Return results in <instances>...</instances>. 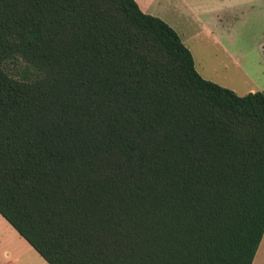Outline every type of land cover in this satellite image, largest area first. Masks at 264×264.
<instances>
[{
    "label": "trees",
    "instance_id": "obj_1",
    "mask_svg": "<svg viewBox=\"0 0 264 264\" xmlns=\"http://www.w3.org/2000/svg\"><path fill=\"white\" fill-rule=\"evenodd\" d=\"M0 216L46 264H252L264 93L134 0H0Z\"/></svg>",
    "mask_w": 264,
    "mask_h": 264
},
{
    "label": "rangeland",
    "instance_id": "obj_2",
    "mask_svg": "<svg viewBox=\"0 0 264 264\" xmlns=\"http://www.w3.org/2000/svg\"><path fill=\"white\" fill-rule=\"evenodd\" d=\"M206 1L209 5L211 1L216 3L215 0ZM231 5H236L235 10H230ZM224 6L226 11L216 19L212 14L206 18L211 22L208 34L201 31L186 42L184 40L196 71L202 78L240 96L250 89L264 92V0H225ZM175 11L180 13V10ZM176 21L182 31L180 33L190 35L184 26L190 18L181 14ZM190 30L197 31L196 27ZM0 220V231L5 226L18 238L19 244L13 242L9 244L12 248L7 246L12 252L16 250L19 253L17 264H46L6 220ZM253 264H264V242Z\"/></svg>",
    "mask_w": 264,
    "mask_h": 264
},
{
    "label": "crops",
    "instance_id": "obj_3",
    "mask_svg": "<svg viewBox=\"0 0 264 264\" xmlns=\"http://www.w3.org/2000/svg\"><path fill=\"white\" fill-rule=\"evenodd\" d=\"M134 1L137 3L138 7L143 13L161 19L166 24H168L172 29H174L184 45L186 40H189V38L194 37L196 34H199L201 31L202 32L204 31L207 34L210 32L211 22L209 19L206 20L207 17H209L212 14V18L216 19L217 15H220L222 12L226 11V6H224L225 0H215L216 1L215 4H213L211 1L210 5L207 3L206 0H134ZM235 7L236 5L233 6L231 5L230 10H235ZM175 10H180V13L176 12ZM181 14H183V16H185L186 18H190V21H187V23L184 24V26L186 27L185 30L188 33H190V35L186 34L185 36L184 34L180 33L182 31H180L179 24L176 21V18L180 17ZM193 27H196L197 31L195 32L191 31L190 29ZM254 92H255L254 89H250L244 95ZM1 221L2 220H0V224ZM0 233H1L0 264H17L20 261L19 253L16 250L12 252L10 249L12 247H10L9 245L10 243L13 242L19 244L17 236H13V234H11V232L5 226H2V230L0 231ZM263 242H264V234L258 245L256 254L260 250V248L263 247ZM3 243L5 244L4 246H2ZM7 246H9L10 248H8ZM23 247L25 249L24 245ZM256 254L254 256L252 264L254 263Z\"/></svg>",
    "mask_w": 264,
    "mask_h": 264
}]
</instances>
